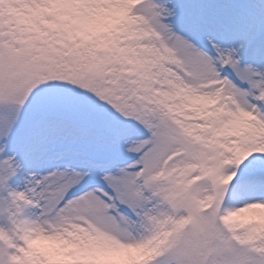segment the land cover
Instances as JSON below:
<instances>
[{"label":"snow or ice","instance_id":"1","mask_svg":"<svg viewBox=\"0 0 264 264\" xmlns=\"http://www.w3.org/2000/svg\"><path fill=\"white\" fill-rule=\"evenodd\" d=\"M0 264H264V0H0Z\"/></svg>","mask_w":264,"mask_h":264},{"label":"rangeland","instance_id":"2","mask_svg":"<svg viewBox=\"0 0 264 264\" xmlns=\"http://www.w3.org/2000/svg\"><path fill=\"white\" fill-rule=\"evenodd\" d=\"M241 222H243L244 220H245V218H242V219H240V218H238Z\"/></svg>","mask_w":264,"mask_h":264},{"label":"bare ground","instance_id":"3","mask_svg":"<svg viewBox=\"0 0 264 264\" xmlns=\"http://www.w3.org/2000/svg\"><path fill=\"white\" fill-rule=\"evenodd\" d=\"M239 218H240V219H242V218H245V219H246V217H243V216H242V217H239Z\"/></svg>","mask_w":264,"mask_h":264}]
</instances>
